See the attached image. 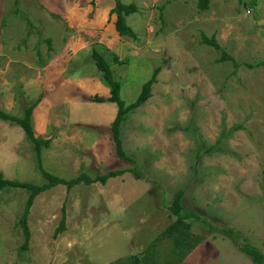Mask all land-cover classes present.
Segmentation results:
<instances>
[{"label":"rangeland","instance_id":"374dc122","mask_svg":"<svg viewBox=\"0 0 264 264\" xmlns=\"http://www.w3.org/2000/svg\"><path fill=\"white\" fill-rule=\"evenodd\" d=\"M121 1L138 7L127 18L138 39L115 37V45L104 51L109 63L125 62L117 65L123 69L124 80L118 79L113 66L112 70L123 83L126 103L137 100L143 85L160 68L152 97L131 112L121 128L124 150L136 160L145 180L128 173L133 167L113 151L108 158L101 146L96 148L103 159L89 150L93 138H109L117 106L88 105L90 96L70 91L73 100L78 94L83 103L76 105L72 116L80 117L79 124L94 133L83 128L70 135L68 130L52 129L41 135L52 138V145L43 152L42 167L67 181L82 174L95 179L124 171L110 179L107 187L120 197L125 192L126 205L121 211L127 209L128 216L125 219L117 211L111 219L117 223L100 228L104 210L100 203L108 194L99 190L100 183H82L70 191L59 185L35 199L28 218L31 241L23 250L20 219L28 192L5 190L0 195V264H104L113 254L116 261L126 262L129 250L139 242L160 264H175L198 241L196 253L185 264H255L246 249L264 255V0H216L208 11L198 8V0ZM15 9L14 0H0V17L4 16L0 24V107L23 117L27 107L46 96L45 71L40 65L49 46L30 19L21 10L24 15L14 14ZM13 18L21 26H12ZM203 35L215 36L237 66L219 63L221 53L202 44ZM95 36L102 41L101 35ZM93 49L103 55L101 48H92L91 53ZM71 58V64L86 59L80 54ZM95 68L85 74L96 75ZM24 87L31 95L22 98ZM88 88L94 94L91 84L84 85ZM15 97L19 103L13 107ZM44 111H35V127ZM0 173L6 180L35 186L47 183L23 130L2 121ZM182 190L186 206L182 212L192 209L197 214L174 225L178 217L168 209L173 228L154 234L152 227L160 214L157 201L161 205L172 202ZM64 215L65 229L58 234ZM191 222L199 229L196 236Z\"/></svg>","mask_w":264,"mask_h":264},{"label":"crops","instance_id":"0c3cea01","mask_svg":"<svg viewBox=\"0 0 264 264\" xmlns=\"http://www.w3.org/2000/svg\"><path fill=\"white\" fill-rule=\"evenodd\" d=\"M7 0H3L6 3ZM14 0V4H15ZM19 16L24 15L28 17L33 24L34 28L37 29L39 33L42 35V39L44 42L49 46V53L45 57V60L42 61L40 66H43L45 71V85L44 91L46 92V96L42 97V101L37 107V111H42L45 109L44 114L39 115V120L37 121V126L35 129L38 131L39 135H47L48 132H51L52 129H58L60 132L63 130H68L67 134L74 135L77 131L83 128L89 129L88 126L79 124L77 121L78 116H72L74 113V109L76 105L83 104L78 96H98L100 98L107 99L110 97V89L107 85L103 84L98 79V74L89 76L85 74L88 70L93 66L92 60V53L90 52L92 48H101L105 59H107V54L105 53L104 49L110 47V45H115V37L123 39L120 37L116 31L115 23L117 20L116 15H112V11L116 7L115 0H21L19 2ZM20 10L24 13H21ZM4 16L0 17V24L3 23ZM7 21V20H6ZM19 24V21L16 18H13L12 26H16ZM21 26V25H20ZM99 34L101 36L100 39L102 41L97 40ZM9 42H11L9 40ZM7 42V43H9ZM112 42V43H111ZM29 45V44H28ZM94 50V49H93ZM93 52V51H92ZM82 55L86 57L85 60L80 62L79 59H75L72 64L70 63V59H72V55L77 57V55ZM43 59V58H42ZM125 62L117 61L115 63H109L115 68L116 75L118 79L124 80L126 76L124 73L122 74V68H118L117 65H124ZM113 68V69H114ZM96 69V68H95ZM113 71V70H112ZM114 73V72H113ZM70 74V76H67ZM115 75V74H114ZM67 77H70L66 79ZM79 78V79H78ZM80 80V81H78ZM91 84L93 86L94 94L91 91L92 88L84 89V85ZM28 88L24 87L22 89L24 97H28L31 93H28ZM70 91H78L80 95L76 94L70 95ZM71 92V93H72ZM38 97L37 99H39ZM31 100V98L29 99ZM88 105L99 104L104 105L105 103H93L89 101ZM19 103V99L15 97L13 98V107ZM24 103V102H23ZM101 109L102 106H98ZM1 110H7V107H0ZM73 110V111H72ZM3 111V110H2ZM72 111V113H71ZM5 112V111H4ZM7 113V112H6ZM37 114V112H36ZM41 119V120H40ZM76 121V122H75ZM113 122V121H112ZM39 123V125H38ZM112 124V123H111ZM42 129L41 131L38 130ZM49 129V130H48ZM87 132L94 133L91 129L86 130ZM92 132V133H91ZM111 133V132H110ZM109 138L106 136H97L95 139H92L94 145L89 149L93 155V153L99 158H103L100 153L96 151V148H100L103 155L107 157H111L112 152L115 153V145L113 141H111L112 133L109 134ZM52 145V144H51ZM114 149V150H113ZM115 157L116 154H114ZM108 157V158H109ZM118 158V157H117ZM111 183H107L105 185L100 184L99 190H106L107 191V198L100 203V205L104 208L100 212V224L99 227L103 229H108L117 220H111L113 217L117 216V211H119L120 216L123 214L125 215V219L128 216L127 209L121 211V209L126 205L124 197L125 192H123L122 196H118L115 194H111L107 185ZM91 186H97V184H92ZM99 186V184H98ZM161 191V195L163 194V190ZM184 190L180 191L183 192ZM178 192V194L180 193ZM155 192L152 191V194ZM118 194V193H116ZM177 194V195H178ZM176 195V196H177ZM185 195V194H184ZM184 195L181 200V205L183 208H186L184 204ZM175 196V197H176ZM174 197V199H175ZM154 198V197H153ZM155 199V198H154ZM174 199L172 202H167L164 205L159 204L157 201L156 207H158L160 214L156 219V226H153L154 234H160L165 231L171 229L172 221L170 219L172 213H169L170 207L172 206ZM124 200V201H123ZM162 198H160V202H162ZM91 203L95 205V200H92ZM125 203V205H124ZM182 208V210H183ZM122 212V214L120 213ZM146 211V210H145ZM196 213L194 210L189 211H181V214L191 216V214ZM197 214V213H196ZM173 216V215H172ZM187 219H192V217ZM173 218H176L175 216ZM186 218V217H185ZM102 219V220H101ZM170 221L167 222L166 221ZM186 220V219H185ZM122 222V219L118 220ZM184 224H188L185 221ZM195 225V226H194ZM189 226V225H188ZM190 226H193L192 230L194 231L193 236H196V232L199 231L196 224L193 222L190 223ZM156 241V238L154 239ZM165 242L172 243V241L166 240ZM199 241L195 244L194 248L191 247L189 250L191 251L189 257L188 254L190 251L184 255L181 260H175V264H185L190 262L191 255H194L198 249ZM133 245V243H131ZM136 248H131L130 253L126 257V262L122 260L116 261V256L113 254V259L110 260L108 263L104 264H160L155 257L150 256V254L146 249V245L144 243L139 242L138 246L135 245ZM168 245H166V248ZM182 256V255H181ZM164 264V262H162Z\"/></svg>","mask_w":264,"mask_h":264},{"label":"trees","instance_id":"16d2710c","mask_svg":"<svg viewBox=\"0 0 264 264\" xmlns=\"http://www.w3.org/2000/svg\"><path fill=\"white\" fill-rule=\"evenodd\" d=\"M20 1L21 0L15 1L16 9L13 11L14 14H19V11L17 10V8L19 6ZM115 1H116V7L112 11V15L117 16L115 28H116L118 35L120 37H125L133 41H136L138 39V36L133 30V28L129 26L127 18L137 13L138 7L133 3L126 5L121 0H115ZM213 1H216V0H198V8L201 11H208ZM238 1H241V0H238ZM163 9L164 8H161V10ZM29 23L31 24L30 21ZM202 44L212 47L221 53V56L218 59L219 63L233 62L234 65L237 66L234 58L230 56L225 50H223V48L218 43L215 36L208 37L206 35H203ZM92 60L97 69V74L99 76L100 81L103 84L107 85L110 89V97L107 99H104V98L95 96V97H92L90 101L95 102V103H112L117 106V109H118L117 114H116L114 121L111 124L112 141L115 145V153L119 159H121L124 162H127L130 166L133 167L132 169L128 170V173H131L138 180H142V179L145 180V176L143 175V172L138 167L136 160L129 158L124 150L122 135H121V128H122V124L127 119V116L131 112L145 105L149 101V99L152 97L153 86L154 84L157 83V77L160 73V68H157L154 71L151 79H149L143 85L140 95L137 98V100L134 103L128 104L126 103V101L124 100L122 96L123 83L115 78L114 73L111 69V65L105 59V57L98 50H93ZM41 101H42V98H39L31 106L27 107L25 109V114L23 117L10 115L2 111L0 108V121L20 127L25 134V139L33 145V150L36 155L37 163L41 170V174L43 178L47 181V183L42 186H35L30 183H22L19 181L6 180L3 174L0 173V195L5 190H9V189H22L28 192V200L25 206V211L20 219V225L23 229L24 238H25V242L22 247L23 250L28 249L30 241H31V234H30V230L28 226V218H29L30 210L34 205L35 199L39 195L59 185H65L69 191L73 189L75 186L80 185L82 183H84L85 185H92L94 183H100V184L105 185L108 183L110 179L116 178L125 173L124 171H115V172H111L108 175H99L95 179L88 177L86 174H82L75 179L67 181V180L60 179L57 176H54L48 173L47 171H45L42 167L43 152L44 150L50 148L52 138H45L41 135H37L35 131L34 115ZM184 194H185L184 192H180L175 197L174 202L172 206L170 207V210L173 212V214L178 217L177 222H175L174 225L181 224L182 219L189 216V214L188 215L181 214V211H182L181 199ZM65 218L66 216L64 215L62 219V223H61V228L57 231L58 234L61 233L62 230L65 229V226H64ZM172 228L173 227L171 226V229ZM227 233L233 234V231L229 230ZM246 250L248 251L249 255L251 256L255 264L264 263V255L260 254L258 251L254 249H246Z\"/></svg>","mask_w":264,"mask_h":264}]
</instances>
